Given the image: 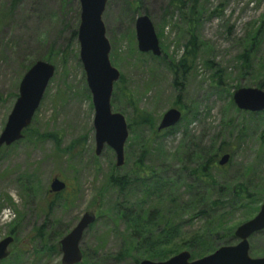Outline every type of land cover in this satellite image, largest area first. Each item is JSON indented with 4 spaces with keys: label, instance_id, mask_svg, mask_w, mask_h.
Here are the masks:
<instances>
[{
    "label": "rangeland",
    "instance_id": "rangeland-1",
    "mask_svg": "<svg viewBox=\"0 0 264 264\" xmlns=\"http://www.w3.org/2000/svg\"><path fill=\"white\" fill-rule=\"evenodd\" d=\"M180 1L181 10L171 6L175 0L106 2L102 22L109 61L123 78L117 88L130 97L128 102L113 86L111 111L124 117L127 128L131 125L124 164L117 168L110 148L104 146L95 155L94 111L74 35L78 0H0V134L25 72L37 61L55 70L27 133L10 146H0V210L15 212L12 220L0 217V241L13 237L9 264H61L57 243L85 212H94L96 220L82 236L80 264L164 261L179 253L175 238L155 241L166 221L178 226L177 238L199 232L208 234L202 241L213 249L233 245L235 228L257 214L264 202V111H240L232 96L236 89H260L257 82H264V0ZM142 15L156 32L159 58L166 60L137 50L134 24ZM189 29L196 57L174 85L167 65L190 52ZM249 50L246 63L241 56ZM169 109L178 110L181 119L172 129L158 131ZM219 148L209 171L213 187L206 189L208 201L218 197V187L238 184L253 197L241 205L229 203V197L220 199L224 205L196 217V209L188 208L194 194L187 188L188 174L195 165L187 155ZM224 154L229 161L219 166ZM135 176L167 186L158 191L151 184L127 185L120 192L119 186ZM54 178L66 184L58 198L49 192ZM248 241L250 257L263 258L264 230ZM127 247L132 257L116 262V254ZM181 251L197 259L194 249Z\"/></svg>",
    "mask_w": 264,
    "mask_h": 264
},
{
    "label": "water",
    "instance_id": "water-1",
    "mask_svg": "<svg viewBox=\"0 0 264 264\" xmlns=\"http://www.w3.org/2000/svg\"><path fill=\"white\" fill-rule=\"evenodd\" d=\"M132 2L133 0H127ZM80 6L79 25L76 38L79 47V60L85 74L94 111L93 128L95 155L98 156L104 146L115 155L117 168L124 164V144L128 138V128L124 117L111 111V95L120 73L109 61L110 45L105 35L102 14L107 0H78ZM137 50L150 53L155 57L162 55L159 41L150 19L139 16L134 24ZM54 67L43 61L35 62L23 75L18 86V97L0 134V146H10L23 138V131L28 128L39 107L44 92L54 76ZM232 100L240 111L261 113L264 111V91L259 88H239L233 93ZM181 119L176 109L166 111L157 130L175 127ZM229 155L221 156L217 164L224 166ZM66 184L54 178L49 186L50 193L64 191ZM94 212H85L76 226L57 243L61 254V264H80L83 253L80 242L84 232L95 222ZM264 230V202L257 214L250 220L238 225L233 233L236 244L221 246L201 258L192 259L188 251H181L164 261L142 260L138 264H264L263 258L249 255V238ZM13 237L0 241V262L10 255L9 247Z\"/></svg>",
    "mask_w": 264,
    "mask_h": 264
},
{
    "label": "trees",
    "instance_id": "trees-1",
    "mask_svg": "<svg viewBox=\"0 0 264 264\" xmlns=\"http://www.w3.org/2000/svg\"><path fill=\"white\" fill-rule=\"evenodd\" d=\"M175 1H176V4L171 5V6H174L181 10V6L184 5V3H182L180 0H175ZM192 1L195 3V5H197L199 0H192ZM125 4L129 6V9H130L131 7L130 4L128 2H125ZM133 15H134V12H131V16H132L131 21L134 20ZM190 15H191V12L188 14V17H190ZM181 16L183 18L184 14H181ZM189 26L190 25H188V27ZM188 31H189L188 32L189 35L191 34L190 41H189V46L191 47L189 50L190 52H186L185 55L177 61H175L174 59H170L169 65H167L168 69L173 73L174 85H176V81L178 80V78L180 80L183 79L184 71H186L189 67H191L190 63L196 57V50H197V49L195 50L196 40H194L195 37L191 33L190 29ZM74 35H76V32H74ZM251 51L252 50L244 52L241 56V60L248 63L249 55ZM165 58H166L165 56H162L161 58L158 57L156 59L166 60ZM46 60L49 61L48 58ZM204 65L207 68L212 67V63L210 62H205ZM178 70L183 71L181 75L178 74ZM215 83L219 84V82H215ZM118 84L120 86L123 85V78L121 76L119 80L114 84L116 86L115 89H117V91H119L120 94L124 96V98H126L128 102H130V97L124 93V90L117 88V86H119ZM263 85H264L263 80L257 82V86L260 87V89L263 88ZM139 121L141 124H145L147 120H145V117H141ZM128 129L131 130V125H129ZM26 133H27V129L23 131L24 135ZM198 151L195 152L196 155L195 153L187 155V159H186L187 161L193 162L195 165V168L192 169L188 174L191 179V182L188 184L187 188L189 191L194 192L193 197H192L193 199L190 201L188 208L193 207L194 209H196V213H195L196 217L208 216V211H213V209L219 207L220 205H224V203L221 202L223 198L229 197L230 198L229 203L231 202V204L232 203L235 204L237 202L238 205H241L243 202H247L249 199L253 197V193L250 192L246 187H243V185L241 184H238L237 186H234L231 188L226 187V186L224 187L220 186L218 187L217 193H216L218 197L215 200H212L211 202H209L206 189L207 188L210 189L211 187H213V179L209 176V171L214 166L215 158L222 151V148H219L217 150L216 149L210 150V151L198 149ZM144 153L145 151H143V154ZM153 178H156V177H153ZM150 180H151L150 177L147 179H142L141 177L135 176V178L131 179L130 181H124L125 184H121L119 186V190L120 192L123 191L127 185L134 186V187L137 186L141 188H149V185L151 184L150 186L152 188L160 191L161 188H164L167 186V183L165 181H162L159 179H155V180L153 179L154 181L151 180L152 183H150ZM111 181L113 184H115V182L118 183L117 180L111 179ZM146 191L147 189H145V192ZM54 195H55V198L60 197V193H56ZM154 213L155 212L147 215V221L145 222L144 225H147L154 218L155 216ZM162 227L163 228L159 232V235L156 237L155 241H160L168 236L173 237L175 238L174 247L179 249L178 252H180V250H183V249H189V250L194 249L195 250L194 254L196 253L197 257H193V258H201L205 255L212 253L215 250L209 247V244H206L202 241L204 240L206 233L202 234L198 232L195 234V236L190 235L188 238H184L180 234L177 238L176 233H177L178 226H176L174 222L166 221L163 223ZM131 250L128 247L123 249L122 251L116 254L114 260L116 262H121L125 260L127 257H132ZM173 255L174 253L169 255V258L172 257ZM7 259L1 261L0 264H9V262H7ZM163 259L167 260L168 257L167 258L164 257ZM135 263L138 264L139 262L135 261Z\"/></svg>",
    "mask_w": 264,
    "mask_h": 264
},
{
    "label": "clouds",
    "instance_id": "clouds-1",
    "mask_svg": "<svg viewBox=\"0 0 264 264\" xmlns=\"http://www.w3.org/2000/svg\"><path fill=\"white\" fill-rule=\"evenodd\" d=\"M12 195L15 199V194L13 193ZM0 217H2L4 220H12L15 218V212H13L10 208H5L0 210Z\"/></svg>",
    "mask_w": 264,
    "mask_h": 264
},
{
    "label": "flooded vegetation",
    "instance_id": "flooded-vegetation-1",
    "mask_svg": "<svg viewBox=\"0 0 264 264\" xmlns=\"http://www.w3.org/2000/svg\"><path fill=\"white\" fill-rule=\"evenodd\" d=\"M172 129V128H171ZM53 194V193H52Z\"/></svg>",
    "mask_w": 264,
    "mask_h": 264
}]
</instances>
